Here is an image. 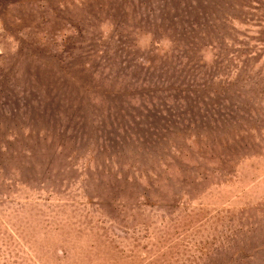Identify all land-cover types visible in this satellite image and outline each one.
<instances>
[{
  "label": "rangeland",
  "instance_id": "obj_1",
  "mask_svg": "<svg viewBox=\"0 0 264 264\" xmlns=\"http://www.w3.org/2000/svg\"><path fill=\"white\" fill-rule=\"evenodd\" d=\"M0 264H264V0H0Z\"/></svg>",
  "mask_w": 264,
  "mask_h": 264
}]
</instances>
